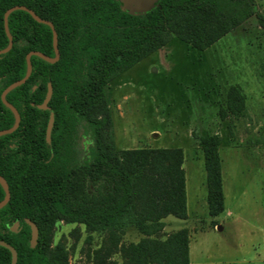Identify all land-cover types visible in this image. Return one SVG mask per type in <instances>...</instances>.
Here are the masks:
<instances>
[{"label":"trees","instance_id":"trees-1","mask_svg":"<svg viewBox=\"0 0 264 264\" xmlns=\"http://www.w3.org/2000/svg\"><path fill=\"white\" fill-rule=\"evenodd\" d=\"M15 4L52 21L60 53L55 61L32 54L28 78L6 94L20 121L0 135V174L10 191L0 207V240L14 246L16 264H70L63 243L51 246L58 219L108 232L125 264H190L186 228L162 238L153 234L164 217L187 216L183 151L178 146L117 148L105 132L111 117L104 87L170 34L198 48L210 45L252 15V0H157L144 12H129L118 0H0V48L8 43L4 12ZM255 18L264 29V13ZM8 27L13 43L0 52V129L14 122L1 92L25 74L27 52L54 55L50 25L28 10H12ZM48 82L52 94L42 108L37 104ZM229 100L231 111L244 106L236 88ZM219 143L217 133L201 138L211 214L224 209ZM4 194L0 183V199ZM26 218L38 227L34 245ZM129 226L143 235L117 246V232ZM110 252V247L103 254L96 250V264H105ZM10 262L11 251L0 242V264Z\"/></svg>","mask_w":264,"mask_h":264},{"label":"rangeland","instance_id":"rangeland-1","mask_svg":"<svg viewBox=\"0 0 264 264\" xmlns=\"http://www.w3.org/2000/svg\"><path fill=\"white\" fill-rule=\"evenodd\" d=\"M252 15L204 48L170 34L156 51L105 84L111 122L105 132L117 148L181 147L187 216L164 217L160 238L186 228L190 264H264V29ZM232 88L244 98L229 108ZM101 116V115H99ZM220 135L224 209L211 214L201 138ZM85 139V138H84ZM117 246L136 241V226L117 232ZM110 234L58 219L51 246L63 243L70 264H96L95 251L110 247L105 264H125Z\"/></svg>","mask_w":264,"mask_h":264},{"label":"water","instance_id":"water-1","mask_svg":"<svg viewBox=\"0 0 264 264\" xmlns=\"http://www.w3.org/2000/svg\"><path fill=\"white\" fill-rule=\"evenodd\" d=\"M120 3V6L126 10H128L129 12H144L147 11L148 9L152 8L155 3L157 2V0H118ZM16 8H22V9H26L28 10L31 15L38 21L40 22H45L47 24L50 25L51 29H52V42H53V48H54V55H49L47 53H44L40 50H36V49H32L29 50L26 54V71L25 74L21 77L18 78L14 81H12L11 83H9L1 92V99L2 101L13 111L14 113V122L11 126L6 127V128H2L0 129V135L4 134V133H8V132H12L19 124L20 121V114L18 112V109L10 102L8 101V99L6 98V94L9 90H11L12 88H14L15 86L19 85L20 83L24 82L32 69V63H31V55L32 54H37L41 57H43L44 59L48 60V61H55L58 59L59 57V49H58V37H57V32L56 29L52 23L51 20L43 18L41 16H39L33 9L27 7L24 4H15L13 6H10L9 8H7L4 12V27H5V31L6 34L8 36V43L5 47L0 48V52H4L7 51L11 48V45L13 43V38H12V34L9 31V27H8V14L16 9ZM52 94V84L51 82H48V87H47V91L45 94V97L43 99V101L41 103H38L37 105L39 107L42 108H46L48 107L47 103L48 100L50 99ZM52 122H53V114H50V118L48 121V125H47V138L49 139L50 137V131H51V126H52ZM0 183L4 188L5 194L3 196L2 199H0V207L3 206L10 198V191H9V186L8 183L6 181V179L4 178V176H2L0 174ZM26 221L30 224L31 227V237H30V242L31 245H34L37 237H38V227L36 225V223L34 221H32L29 218H26ZM16 224L14 225L13 228H15ZM0 242L5 245L6 247H8L11 251V262L10 264H16V260H17V251L14 248L13 245H11L10 243L4 241V240H0Z\"/></svg>","mask_w":264,"mask_h":264}]
</instances>
